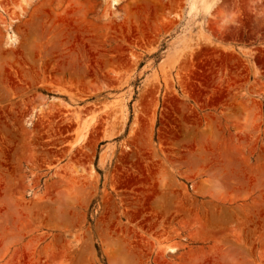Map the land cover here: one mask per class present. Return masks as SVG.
Instances as JSON below:
<instances>
[{"label": "rangeland", "instance_id": "rangeland-1", "mask_svg": "<svg viewBox=\"0 0 264 264\" xmlns=\"http://www.w3.org/2000/svg\"><path fill=\"white\" fill-rule=\"evenodd\" d=\"M0 264H264V0H0Z\"/></svg>", "mask_w": 264, "mask_h": 264}, {"label": "clouds", "instance_id": "clouds-1", "mask_svg": "<svg viewBox=\"0 0 264 264\" xmlns=\"http://www.w3.org/2000/svg\"><path fill=\"white\" fill-rule=\"evenodd\" d=\"M220 0H187V7L195 13L207 15L215 9Z\"/></svg>", "mask_w": 264, "mask_h": 264}]
</instances>
